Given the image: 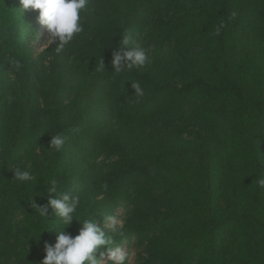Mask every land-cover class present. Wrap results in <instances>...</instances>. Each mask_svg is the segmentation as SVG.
<instances>
[{"label": "rangeland", "instance_id": "obj_1", "mask_svg": "<svg viewBox=\"0 0 264 264\" xmlns=\"http://www.w3.org/2000/svg\"><path fill=\"white\" fill-rule=\"evenodd\" d=\"M3 1L13 12L3 9ZM120 1L129 12L122 9L119 20L132 15L134 23L125 36L147 49L150 62L116 73L110 61L92 65L82 52L88 49L90 26L111 15ZM195 1L88 0L80 23L89 25L57 51L58 45L48 44L47 32L37 21L38 10L22 12L19 0H0V264H14L15 254L28 246V234L39 219L32 200L46 205L55 198L46 192L51 179L57 181L58 191L71 190L81 197L74 215L77 221L65 232L72 235L78 222L88 217L103 226L104 217L116 216L120 223L112 236L115 245L129 252L127 264H182L191 255L197 257L190 264H216L220 261L213 260V253L222 254L231 241L235 242L229 250L239 255L228 257L224 264H264L260 263L264 232L253 237L261 242L254 245L248 235L256 231L250 232L239 217L243 211L254 213L258 225H263L264 187L259 185L261 197H253L246 175L247 169L257 166L255 154L241 147L248 145L249 137L260 149L264 141L257 140V131L245 122L253 120H244L242 106L232 103V97L218 122L215 113L196 114L203 97L188 83L196 80L199 69L207 79L216 59L201 43L206 35L202 26L197 29L191 23ZM245 1L238 4L246 5ZM179 17L181 29H172L171 36L156 25ZM245 24L227 35L225 44L229 78L241 79L243 93L251 99L264 96V36H256ZM13 60L21 64L18 70ZM135 82L144 90L143 97L134 95ZM54 89L60 109L50 115L43 98ZM245 127L248 132H241ZM57 133L65 139L59 151L50 147L51 136ZM225 136L236 146L218 152L223 144L216 146L217 141ZM202 143L211 150H203ZM133 158L143 167L124 170L125 160ZM206 159H211L217 228L198 245L193 246V238L186 239L181 258L174 260L178 249L174 232L182 234L194 216L191 202L184 204L183 199L203 181L208 167L188 164ZM16 168L30 171L34 179L14 180ZM261 172L264 179L263 166ZM233 180L239 185V197H233ZM229 207L239 215L224 221L221 213ZM46 218L49 230L64 227L50 207ZM55 239V232L49 231V244ZM189 242L192 245L187 246ZM98 252L105 254L101 264H110L106 246Z\"/></svg>", "mask_w": 264, "mask_h": 264}, {"label": "trees", "instance_id": "obj_2", "mask_svg": "<svg viewBox=\"0 0 264 264\" xmlns=\"http://www.w3.org/2000/svg\"><path fill=\"white\" fill-rule=\"evenodd\" d=\"M153 0H150V2ZM239 0H196L197 11L191 19V23L194 27L199 29L202 26V33L206 34L201 38V43L203 47L206 46L210 49V56L216 59V61H211V66L208 69L209 77L207 79L203 78V73L199 69L197 70L196 80L189 82L188 88L191 85L198 87L200 90V95L203 97V106L200 108L196 114L198 115L201 112H205L208 115L215 113L216 122L221 118L222 113H225L227 110V101L229 97H232L233 101L239 102L242 106L244 120H253L245 121L249 123L257 131V140L264 141V96L261 97L246 99L247 96L243 93V85L241 84V79L238 81L230 80L228 75L229 64H228V55L226 52L227 45L225 44L226 37L229 34H234V32L239 30V26L242 22H246L245 26L252 33L261 36H264V0H246V5L238 4ZM118 3L117 8H115L111 15L106 16L104 19H99L96 23L92 24L89 28V41L87 43L88 49L82 52L83 59L86 57L89 63L93 65V62L104 63L105 61L111 60V54L114 50L121 46V41L125 36L126 32L134 26L133 16L126 15L124 20H119L120 13L122 14V9L124 13H128V6L126 3ZM2 7L5 11L13 12V7L5 1L2 2ZM245 14H249L250 18L247 19ZM251 14V15H250ZM256 14V15H255ZM158 21V20H157ZM20 24V23H19ZM83 28L89 25L88 23H81ZM22 25V24H21ZM158 28L162 27L165 35L171 36V31L181 29L182 20L179 17L176 21H168L157 23ZM221 25H223L221 27ZM24 27H29L25 25ZM217 28L220 29L217 33ZM263 34V35H262ZM264 58V55H263ZM262 68L264 71V61H261ZM261 68V69H262ZM264 80V78L262 79ZM192 87V88H193ZM190 89H187V91ZM43 101L45 103V113L53 114L56 110L60 109V104L57 101L56 89L51 92L46 91L44 93ZM196 115V116H198ZM53 117H56L53 115ZM248 132V128H244L241 132ZM251 136V135H250ZM226 136L218 139L216 146L223 144L220 150L228 147L230 144L236 146L234 139H229ZM203 150H211L210 146L207 143L201 144ZM258 141H255L254 137H249V143L246 146H242L241 149L245 152L252 151L255 154V160L257 166L249 168L246 170V175L249 177L251 182L248 185V189L253 193V197H261L262 192L259 189L258 181L262 179L263 174L261 172L262 166L264 167V148H259ZM165 151V147L162 148ZM247 150V151H246ZM211 159H206L198 163L188 164L190 168H202L205 167V164L208 165L207 172L204 173L203 181L193 187L191 193L184 197V204H190L193 210L194 216H191V223L189 227H183V233L178 234L174 232L176 237V243H178V249L174 252V260H179L183 254L184 244L188 240L192 239L193 246L198 245L200 240H203L206 234L212 235V233L217 228L216 218L218 215L217 205L213 203L212 193L210 189V177L212 172H209V162ZM141 169L143 166L136 158L127 159L122 168L124 170ZM123 170V171H124ZM225 176L227 174L223 173ZM37 179H35L36 181ZM232 182V181H231ZM254 184V185H252ZM176 188H173V190ZM233 197H239L240 189L237 183V180H233ZM259 191V196H258ZM168 192V191H167ZM181 195V192H179ZM180 195L178 197H180ZM177 196V195H176ZM171 211V210H170ZM87 211L85 213H88ZM177 213V212H176ZM95 214V212L93 213ZM176 215V214H174ZM239 215L234 213V211L229 207L221 213L224 221L229 220L230 216ZM95 216V215H93ZM240 218L247 223V226L250 232L256 231V234L248 235L253 241V244L260 245L261 242H258V238H253L254 236H262L264 232V221L261 223L263 225H258V220L255 218L254 213H249L243 211ZM89 218V217H88ZM87 218V219H88ZM81 224L77 225L72 236L78 235ZM148 227V226H147ZM150 227V225H149ZM181 228H178V230ZM49 230L48 229V220L44 218L39 213V219L36 220L34 226H32L28 238H27V247H22L20 252L15 254V263L14 264H31L32 262H41L44 258V243H49V231L42 232L38 239V234L41 231ZM38 239V240H36ZM188 239V240H186ZM191 241V240H190ZM192 242H189L187 246L192 245ZM232 243L220 253H213V258L215 257L220 261L216 264H224L228 261V257H235L236 254H233L229 250V247L235 242ZM246 245V244H244ZM101 252H97V257L100 256ZM219 255V256H218ZM239 255V254H238ZM197 257L196 255H191L182 261V264H190L192 259ZM256 257V255H254ZM264 262V259L260 260V263Z\"/></svg>", "mask_w": 264, "mask_h": 264}, {"label": "clouds", "instance_id": "obj_3", "mask_svg": "<svg viewBox=\"0 0 264 264\" xmlns=\"http://www.w3.org/2000/svg\"><path fill=\"white\" fill-rule=\"evenodd\" d=\"M22 12L26 10H38L37 21L47 32L49 45H58L57 51L62 50L70 44L77 34L84 31L81 20V13L87 8L88 0H19ZM223 25H221L222 27ZM220 29L217 28V33ZM148 51L139 45H134L130 36H125L121 46L111 54V66L116 73L141 68L149 63ZM12 63L18 70L21 64L13 60ZM103 66V63L101 61ZM134 95L144 96V90L139 82L131 85ZM65 143L64 137L57 133L51 136L50 147L56 151L62 149ZM13 179L19 182H28L34 179L31 172L16 168L12 170ZM258 184L264 187V179ZM49 194H55L46 205H38L33 202L34 207L44 218L48 215L49 207L54 210L56 222L64 227L39 232V236L45 231H54L56 239L54 244L44 243V258L41 264H101L104 253L97 257L96 253L101 247L106 246L107 260L110 264H127L129 252L122 246L115 245L112 232H114L120 221L114 215L104 217L103 226L97 225L92 218L83 219L78 222L82 225L78 235L74 237L65 232L73 220L74 215L81 205V197L71 190L58 191L57 181L51 179L46 190ZM77 221V220H76ZM109 232L111 234H109ZM36 239V240H38Z\"/></svg>", "mask_w": 264, "mask_h": 264}]
</instances>
